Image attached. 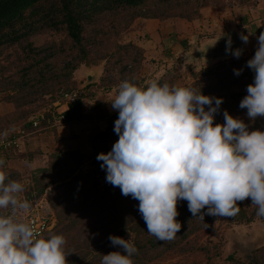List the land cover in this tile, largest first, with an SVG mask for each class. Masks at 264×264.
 <instances>
[{
	"label": "clouds",
	"instance_id": "clouds-1",
	"mask_svg": "<svg viewBox=\"0 0 264 264\" xmlns=\"http://www.w3.org/2000/svg\"><path fill=\"white\" fill-rule=\"evenodd\" d=\"M249 34L240 35L244 44ZM242 52L232 50L229 37L226 53L239 58ZM247 67L254 80L239 107L254 121L264 117V32ZM241 72L234 69L237 76ZM107 102L119 113L114 123L119 138L96 159L108 183L139 201L150 235L160 241L175 238L181 229L176 219L181 200L188 202L193 217L204 220L205 214L235 217L238 202L250 198L256 216L264 218V130H249L227 110L223 122L214 123L222 97L206 95L191 84L161 83L159 78L144 83L125 79ZM6 167L0 157V264H68L71 251L64 235L45 237L34 223L19 218L31 205L21 198L25 183L9 179ZM109 240L122 251L103 254L101 264H135L138 249L133 243L115 235Z\"/></svg>",
	"mask_w": 264,
	"mask_h": 264
},
{
	"label": "rangeland",
	"instance_id": "rangeland-1",
	"mask_svg": "<svg viewBox=\"0 0 264 264\" xmlns=\"http://www.w3.org/2000/svg\"><path fill=\"white\" fill-rule=\"evenodd\" d=\"M168 1L161 6L166 7L168 13L175 12L174 8L179 9L180 4L178 5V1L181 0ZM48 3V1L42 0L38 5L43 7L44 5H48ZM199 8L200 15L192 19H186L179 14L159 18L147 17L146 15L132 17L130 10L123 9L105 15L107 18L105 20L99 19L97 21L98 24L93 27L91 24L88 25L86 34H89V30L91 29V33L98 35L96 39H99L100 42L94 46L92 44L87 45L92 50L90 56L96 58L94 63H81L72 71V80L76 81V88L81 89L83 94L84 105L82 109L91 113L92 117H103L104 121L109 118L111 123H115L118 116L115 118L113 114L118 111L113 110L107 101L115 95V90L121 81L109 87H101L102 77L105 79H107V76L110 79L112 77L115 79L121 77L134 80L137 83H144L153 78L163 76L166 79H171L168 81L170 85L176 84L178 86L195 85L197 79L213 82L215 76L211 75L207 77L204 69L213 65L215 66V64L217 65V69L219 66L220 69H224L225 62L231 56L207 61L202 57L192 58L188 53L195 49L203 48L205 42L221 34L227 24L235 28L240 35L246 34L245 27L254 34L255 39L253 43H250L251 39L249 38V42L245 44V49L242 52L243 55L249 54L257 47V38L261 32H264V0H208L206 5ZM205 8L218 9V12L211 13L210 10H206L204 11V15L203 9ZM143 10H147V8L143 7ZM155 11L159 12V7ZM156 19L160 20L159 25L162 27L166 26L170 33L167 35V31L164 28L163 31L157 33L158 36L156 35L155 39L150 32L153 31V27L158 23ZM202 19L207 20L202 21ZM165 36L166 40L162 41V38L164 39ZM31 39L35 45L47 49L49 53L48 61L53 66L58 67L75 57L76 47L73 46V40L64 29L47 27L32 35ZM128 41H132L135 45V47L129 46V53L126 54L121 49V51L111 56V49H115L117 44ZM148 42H151L152 47L155 49L152 54H149L145 46ZM99 48L103 51H108L105 54L106 58L96 57V50ZM24 55L25 52L16 44L0 50V130L14 125H25L30 116L38 110H43L46 113L45 109L50 107V104L58 95V91L65 86H61L60 89H56L53 93L43 92L31 102L22 103L25 97H21V95L14 96V99L10 98L9 94L13 93L14 90L12 88H3L7 85L5 78L14 75L22 64L25 63ZM118 55L121 57L119 61L117 60ZM133 58L135 61H132ZM106 59L109 61L108 63H106ZM123 63L125 65L121 69ZM105 68L108 70H105ZM93 71H96L95 79L86 82L87 73H93ZM126 73L134 77H126ZM94 81L96 83L85 87L87 83ZM37 88L42 89L43 86L37 84ZM52 96L54 97L51 99ZM54 107L55 112L47 115L46 122L42 123V127L38 126L27 131L25 130L26 134L29 132L26 135L28 137L26 138L25 146L23 148L24 142L22 140L23 143L20 142V148L15 149L17 151L16 156L7 157L6 171L12 172L13 175L10 179L29 182L27 185H32L31 188L33 189L29 196H41L39 201L43 204L42 211L51 217V224L56 225L55 223H57L58 219L51 206L50 199L52 196H56L57 188H54L53 185H47L39 192L35 179V175L42 180L50 176L49 174H44L42 171H38L39 167L47 165L49 154L54 150L78 149L82 161L77 171L87 174L86 190L88 191V195L86 197L88 199L98 193L97 190L92 189L93 187H101L105 191L102 186L106 181V170L100 167L101 161H98L96 158L93 159L95 148L97 149L98 147V144L95 143L98 131L91 132L92 135L90 137H87L83 132L80 136L81 139L71 142V137L66 139V135L59 131L57 133V130L58 126L60 129H64L65 124L76 119L69 120L65 118L63 121L55 122V113L63 111L66 108V103L62 102L54 105ZM82 119L85 118L77 120ZM54 122L59 125H55ZM112 126L114 127L113 124ZM40 132L45 134V139L40 137ZM93 137H95L94 141H92ZM118 138L116 134V140L110 141V149ZM61 140L64 141L60 145L59 142ZM57 145L62 146V148ZM110 193L116 198L121 194V190L116 187V192ZM83 196V194H80L78 197ZM136 202L138 203L139 201H133V203ZM96 223L98 226V222ZM74 231H78L80 234L82 232L83 234L86 233L84 232L86 231L84 228H74ZM192 238L194 248L184 251L176 250V248L165 250L149 260V264H234L239 259L247 261L254 254L260 258V262L257 264H264L261 256L264 255L263 218L255 216L247 222L227 217H218L211 221V224L207 228L203 227L198 230ZM79 245L81 248L79 255L81 260L79 264H91L94 253L88 251L89 246L82 245L80 242ZM198 245H207V253L210 257H208V254L203 249L197 247ZM229 254H232L235 259H228Z\"/></svg>",
	"mask_w": 264,
	"mask_h": 264
},
{
	"label": "trees",
	"instance_id": "trees-1",
	"mask_svg": "<svg viewBox=\"0 0 264 264\" xmlns=\"http://www.w3.org/2000/svg\"><path fill=\"white\" fill-rule=\"evenodd\" d=\"M41 1L0 0V50L16 44L25 52V63L14 75L5 78L7 85L3 88L14 90L13 93L9 94L12 99H14V96H24L22 103L33 101L35 97L43 92L53 93L64 85L66 87L64 86L61 89H78L76 88V81L72 80V71L81 63H94L96 58L90 56L92 50L87 45L92 44L94 46L100 42L99 39H96L98 35L91 33V29L89 34H86L88 25L95 26L98 24L99 19L105 20L107 18L105 15L128 9L132 17L146 15L147 17L159 18L179 14L186 19H192L200 15L199 7L206 5L208 2V0H181L178 1V5L180 4L179 9L172 7L175 12L168 13L166 7H161L164 3L169 2L168 0H43L49 2L48 5L43 7L38 5ZM143 7H146L147 10H143ZM157 7L160 9L159 12L155 11ZM47 27L64 29L73 40V46L76 47L75 57L58 67L53 66L48 61L49 53L47 49L35 45L31 39L32 35ZM129 46L135 47L132 41L117 44L115 49H111L110 54L113 56L121 49L127 54L129 53ZM256 48L249 54H242L239 58L231 56L225 62L224 69H220V66L217 69L216 64L204 69L207 77L215 76L214 81L197 79L195 85H193L200 88L206 95L223 98V103L215 116L214 123H222L224 120L223 112L227 110L234 117L243 119L249 125V130H264V117H257L252 121L247 116V109L239 107L240 101L247 95V86L254 80V72L247 67V61L254 56ZM96 51L97 58H104L106 52H108L103 51L101 48ZM120 58L118 55L117 60L119 61ZM132 61H135V59L133 58ZM108 62L106 59V63ZM124 65L123 63L121 69ZM234 69H242L241 74L239 76L235 75ZM105 70L108 69L105 68ZM125 76L131 75L126 73ZM132 77L134 76L129 78ZM125 79L127 78L118 77L115 79L112 77L110 79L107 76V79H105L102 77L100 86L109 87ZM159 79L161 83L171 80L163 76ZM94 83L96 81L89 82L85 87H89ZM37 84L43 86V88L38 89ZM82 98L81 91L75 102L66 105V108L62 111L65 118L70 120L92 117L91 113L82 109L84 105ZM45 111L47 117L50 113L55 112V107L51 105ZM117 116L118 112L113 114V117L117 118ZM43 122H46V118H43L38 126ZM22 126L26 131L38 127L33 126L30 119ZM96 137L97 141L95 143L98 144V147L95 148L93 159L101 152L107 153L110 151V141L116 140V133L111 121L107 123L103 130L96 133ZM94 140L95 137L92 138V141ZM81 161L82 158L78 149L54 150L49 154L47 165L38 169V171L50 176L42 180L35 175L36 187L39 192L47 185H53L54 188H57V194L55 193L56 196L51 197L50 203L58 221L50 231L45 232L43 235L45 237L50 234L64 235L67 241L66 247L71 251L67 256L68 264H79L81 260L79 257L81 251L79 242L82 245L89 246L88 251L94 253L91 264H101L103 254L117 250L122 251L118 246L112 245L109 240L110 235L128 239L129 242L135 245L138 249V254L133 257L135 264H149V260L165 250L176 248V250L184 251L194 248L192 236L201 228H207L211 221L218 218V216L207 214L204 215V220L193 217L188 210V202L186 200L178 201L179 215L176 219L181 223V229L174 239L160 241L147 232V225L138 211L139 202L133 203L136 200L131 196L125 199L122 194L114 198V195L110 192H116V187H113L107 181L102 186L106 192L101 187H93L92 189L97 190L98 193L92 195L90 199L86 197L88 195L86 190L87 174L77 171ZM7 172L10 179L13 174L11 171ZM24 183L25 191L21 196L25 197L30 203L39 201L41 196H29L33 189L31 188L32 185H27L29 182ZM80 194L84 196L78 197ZM238 204L240 206L238 215L227 218L248 222L256 216V208L251 205L250 198L238 202ZM202 211L206 213L207 209L205 208ZM96 222H98V226ZM74 228H84L86 233L83 234L82 232L80 234L78 231H74ZM197 247L203 249L205 253L208 252L207 245H198ZM261 256L264 262V255ZM94 257L96 258L93 259ZM208 257H210L209 254ZM228 259L234 260L235 258L232 254H229ZM258 262H260V258L254 254L249 260L239 259L234 264H257Z\"/></svg>",
	"mask_w": 264,
	"mask_h": 264
},
{
	"label": "built area",
	"instance_id": "built-area-1",
	"mask_svg": "<svg viewBox=\"0 0 264 264\" xmlns=\"http://www.w3.org/2000/svg\"><path fill=\"white\" fill-rule=\"evenodd\" d=\"M80 92L81 90L79 89H61L50 106H54L62 102L66 103V105L73 103L77 99ZM53 113L54 112H52V114ZM43 118H47L46 114L43 112V110H38L36 113L32 114L29 119L32 121L33 126H38ZM56 119L63 121L65 119V114L62 111L58 112L56 114ZM6 131L8 132V135L7 137H4L3 133ZM25 135L26 131L22 125H14L0 130V157L6 160L7 153L19 148L20 142H22ZM21 198L26 199L23 196H21ZM30 205L31 207L28 212L20 213L19 218L24 219L27 222L34 223L35 227L40 230L42 234L51 230L54 224H51L50 222L51 217L42 211L43 204L41 201H35L30 203Z\"/></svg>",
	"mask_w": 264,
	"mask_h": 264
},
{
	"label": "crops",
	"instance_id": "crops-1",
	"mask_svg": "<svg viewBox=\"0 0 264 264\" xmlns=\"http://www.w3.org/2000/svg\"><path fill=\"white\" fill-rule=\"evenodd\" d=\"M206 10H210V12L211 13H214V12H218L217 10L218 9H212V8H205V9H203V14H204V11H206ZM202 11V10H201ZM216 14V13H215ZM205 15V14H204ZM204 20H207V19H202V21H204ZM156 21L158 22L157 24H156V26H154L153 27V31L152 32H150V34L156 39V35H157V33L160 31H163V29L164 30H166L167 31V35H168V33H170L169 32V29L166 27V26H160L159 24H160V20H157L156 19ZM197 23H198V21H197ZM166 24H168V23H166ZM244 30H245V32H246V34H249V38L251 39L250 40V43H253V41H254V39H255V36H254V34H252L250 31H248V29L245 27L244 28ZM259 31V30H258ZM255 33V32H254ZM158 36V35H157ZM166 40V36L164 37V39L162 38V41H165ZM152 42V41H151ZM151 42H148V44L147 45H145L146 46V48H147V50H148V52H149V54H152V52L155 50L153 47H152V44H151ZM154 43V42H153ZM164 46H165V44H164ZM164 46H163V48H164ZM153 48V49H152ZM107 117V116H106ZM103 117H87V118H85V119H82V120H71V121H69L67 124H65L64 125V129H60L59 128V126H58V130H57V133H58V131L59 132H62L64 135H66V139H68V138H70L71 137V142H76L77 140H79V139H81V134L84 132V134L85 135H87V137H90L91 135H92V133L91 132H97V131H99V129L100 130H103L104 128H105V126L107 125V123L109 122V118H108V120L106 119L105 121L102 119ZM60 122L61 120H58V119H56V121L55 122ZM54 122V123H55ZM112 124L114 125V123L112 122ZM55 125H59V124H57V123H55ZM43 125H42V123H41V125L39 126V127H42ZM45 127V126H44ZM40 129H42V128H40ZM61 130H63V131H61ZM28 133L29 132H27V134L26 135H28ZM40 137L41 138H46V136H45V134L44 133H42V132H40ZM24 136L23 137V148H24V146H25V142H26V138L28 137V136ZM82 139H84V138H82ZM64 140H61L60 142H59V144L61 143V144H63L62 142H63ZM65 142H69V141H65ZM64 142V143H65ZM60 144V145H61ZM60 145H57V146H60ZM61 148H62V146H60ZM20 148V147H19ZM18 149V148H17ZM16 149V150H17ZM15 149L14 150H12V151H9L8 153H7V157H13V156H16V154H17V151H16ZM25 150V149H24ZM6 161H7V158H6ZM10 162V161H9Z\"/></svg>",
	"mask_w": 264,
	"mask_h": 264
},
{
	"label": "water",
	"instance_id": "water-1",
	"mask_svg": "<svg viewBox=\"0 0 264 264\" xmlns=\"http://www.w3.org/2000/svg\"><path fill=\"white\" fill-rule=\"evenodd\" d=\"M231 38L232 41V50L237 48L245 49V44L240 39V34L238 31L231 27V25L227 24L225 30L221 32L218 36L211 39L210 41L205 42L204 47L201 49H195L188 53V55L192 58L202 57L205 60H214L217 58H224L233 56L230 53H226V42ZM96 71L93 73H87L86 82L92 81L95 79Z\"/></svg>",
	"mask_w": 264,
	"mask_h": 264
}]
</instances>
